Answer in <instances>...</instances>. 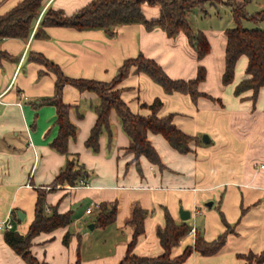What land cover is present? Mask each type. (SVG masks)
<instances>
[{
  "label": "crops",
  "instance_id": "0c3cea01",
  "mask_svg": "<svg viewBox=\"0 0 264 264\" xmlns=\"http://www.w3.org/2000/svg\"><path fill=\"white\" fill-rule=\"evenodd\" d=\"M23 1L0 0V15ZM93 1L44 0L41 16L49 9L71 16ZM248 4V16L264 11L263 6L248 10ZM224 6L233 16L232 5L219 7ZM143 12L148 20H155L160 7L145 4ZM207 12L204 5L189 15L193 28L202 31L211 44V52L202 61L184 33L169 38L162 29L148 30L143 25L121 26L112 36L104 30L49 27L47 39L36 38L34 30L28 40H0V264H27L6 243L5 223L12 224L10 231L27 234L35 219L39 190L47 192V210L71 214L67 227L41 233L32 241V254L47 264H121L135 236L136 225L131 224L135 209L147 212L144 231L132 249L135 256L157 258L164 254L158 232L165 228L167 214L177 223L186 222L190 231L196 230L181 239L171 252L173 258L193 247L197 235L207 242L227 235L225 245L215 255L194 252L183 264H249L247 255L264 252V88L256 103L234 93L245 76L246 57L240 59H244L242 76L233 86L232 96L227 95V102L222 94L214 97L210 93L208 71L199 86L206 96L196 102L188 94L167 93L135 68L121 83V97L133 113L151 116V110L142 105L160 99L163 106L158 117L173 115L174 124L193 138L191 152L181 154L162 135L149 133L162 165L145 156L136 159L130 151L133 143L115 111L110 116V129L100 137V150L87 148L97 121L94 107L99 105V97L70 85L64 87L63 102L72 107L70 118L78 133L69 141V156L57 152L52 147L58 136L56 108L42 104L54 96L56 76L29 61L31 52L39 53L71 78L109 82L126 60L142 54L160 64L172 79L189 81L197 77L200 65L208 69L209 60L216 57L221 60L222 82L225 32L231 27L219 32L222 45L216 56L214 37L203 19ZM244 21L255 23L252 28L264 29V21ZM233 23L235 26L234 16ZM249 96L251 93L245 97ZM75 156L87 171L86 179L76 186L54 187L56 177ZM104 205L116 206L117 213L112 223L101 226L98 218ZM181 208L191 212L189 220L181 219ZM67 234L70 238L65 244Z\"/></svg>",
  "mask_w": 264,
  "mask_h": 264
},
{
  "label": "trees",
  "instance_id": "16d2710c",
  "mask_svg": "<svg viewBox=\"0 0 264 264\" xmlns=\"http://www.w3.org/2000/svg\"><path fill=\"white\" fill-rule=\"evenodd\" d=\"M44 0H24L9 12L0 15V40L16 38L28 40L35 30V37L47 39L46 29L49 27H67L79 31L104 30L110 36L115 34L117 28L128 25H143L148 30L160 28L169 38H175L184 33L196 52L199 61H202L210 52L211 44L207 36L195 30L189 22V15L195 7L204 6L210 0H95L89 5L67 16L61 10L49 9L42 16ZM251 0L231 2L235 26L227 29L225 70L222 83L229 85L235 79L236 66L242 57L248 60L244 78L235 88V95L242 100H251L256 103L259 92L264 88V29H246L243 20H252L256 23L264 21V11L248 16L245 7ZM160 7V16L155 20H148L143 12L144 5ZM40 19V20H39ZM39 21V22H38ZM38 22V24H37ZM37 24V25H36ZM29 61L38 63L56 76L55 94L45 98L42 104H49L56 108L55 126L58 127V136L52 147L59 153L69 156V141L76 139L78 128L71 121L72 107L63 102V90L67 85L75 87L79 92L94 93L99 97V105L94 107L97 121L86 141V147L94 152L100 150V137L105 129H110V116L113 111L121 121L123 131L131 139L133 145L130 151L135 153L136 159L145 156L151 163L162 165L159 153L148 139V134L162 135L169 144L181 154L191 152L190 144L193 138L182 132L173 122V115L158 117L163 103L156 99L152 104H143V108L151 110L152 115L143 117L132 112L129 105L122 99L121 83L135 68L164 88L167 93L180 92L188 94L196 102L200 97L206 96L199 91V86L206 80L207 69L200 65L197 77L193 80L172 79L155 60L148 59L140 54L138 57L126 60L118 70L112 81L100 82L87 79H74L67 76L54 62L39 53L31 52ZM247 93L251 96L245 97ZM87 171L80 165L75 156L67 162L66 167L56 177L54 187L59 185L76 186L86 179ZM45 191H38L35 205V219L29 227L27 234L21 235L17 231L5 230L6 243L27 264H47L40 262L31 252L32 241L41 233H51L56 229L67 227L71 223V214H60L56 209L47 210ZM116 206L108 208L104 205L98 223L106 226L115 220ZM147 212L135 209L131 224L136 225V232L125 259L121 264H183L194 252L204 256L218 253L226 243V234L213 242H207L200 235L196 236L193 247H188L179 257L171 256L172 250L190 231L186 222L177 223L167 214L164 229L159 230L158 236L164 248V254L157 258L138 257L132 254V249L139 235L144 231L143 219ZM70 234L64 238L68 244ZM249 264H263L264 252L245 257ZM77 264H80L78 262Z\"/></svg>",
  "mask_w": 264,
  "mask_h": 264
},
{
  "label": "rangeland",
  "instance_id": "374dc122",
  "mask_svg": "<svg viewBox=\"0 0 264 264\" xmlns=\"http://www.w3.org/2000/svg\"><path fill=\"white\" fill-rule=\"evenodd\" d=\"M230 1L231 2H233V1L238 2L236 0H210L207 3H205L208 14L204 15L203 19H205L206 29H208L214 37L213 38L214 52H215L216 56H218L217 54L219 53L220 47L222 45L220 42L221 41V38H220L221 33H219V32L224 30L227 27L232 28L234 26L233 16H232L230 9H228L225 6H224V8L219 7L222 5H229ZM211 5H216V6H218V8L216 9L214 6L210 7ZM260 6L264 7V0H251V2L248 4V10H251V9L255 10V9H258ZM243 24H244V28L253 29L252 27H254L253 25L255 23L244 21ZM220 61L216 57H212L209 60V66H208L209 70L207 69V71L209 73V78H208L207 86H208L209 90H211L210 93L213 92L212 95L214 97H215V95L218 96V95L222 94L223 98H224L223 102H227L226 101L227 95L229 94L232 96L233 86L235 85L236 81L240 80V77L242 76V74H240V69L242 68L241 66H243L244 59H242V61L239 60V62L237 64V68H236L235 79H234L233 83H231L230 85H227V86L222 85V82H221ZM263 101H264V96L262 97V102Z\"/></svg>",
  "mask_w": 264,
  "mask_h": 264
},
{
  "label": "water",
  "instance_id": "95a60500",
  "mask_svg": "<svg viewBox=\"0 0 264 264\" xmlns=\"http://www.w3.org/2000/svg\"><path fill=\"white\" fill-rule=\"evenodd\" d=\"M204 139H208L207 136ZM19 214V219L23 220L24 216L21 212L18 213ZM180 217L183 221H187L191 218V212L184 210L183 208L180 209ZM91 229L94 228V226H90Z\"/></svg>",
  "mask_w": 264,
  "mask_h": 264
},
{
  "label": "built area",
  "instance_id": "2783aa9c",
  "mask_svg": "<svg viewBox=\"0 0 264 264\" xmlns=\"http://www.w3.org/2000/svg\"><path fill=\"white\" fill-rule=\"evenodd\" d=\"M2 99V95H0V101ZM92 212V208L88 209L87 210V213L90 214ZM13 229V226L12 224L10 223H5V230H12ZM191 234H195L196 233V230L193 228L191 231H190Z\"/></svg>",
  "mask_w": 264,
  "mask_h": 264
}]
</instances>
